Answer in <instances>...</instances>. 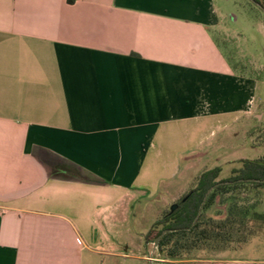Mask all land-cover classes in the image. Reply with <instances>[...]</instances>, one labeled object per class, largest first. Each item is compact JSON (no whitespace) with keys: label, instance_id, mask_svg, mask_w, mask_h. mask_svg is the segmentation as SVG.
Returning <instances> with one entry per match:
<instances>
[{"label":"crops","instance_id":"1","mask_svg":"<svg viewBox=\"0 0 264 264\" xmlns=\"http://www.w3.org/2000/svg\"><path fill=\"white\" fill-rule=\"evenodd\" d=\"M221 24L214 0H0V264L115 255L121 202L175 196L183 161L241 136L259 80ZM208 254L264 264V234Z\"/></svg>","mask_w":264,"mask_h":264},{"label":"rangeland","instance_id":"2","mask_svg":"<svg viewBox=\"0 0 264 264\" xmlns=\"http://www.w3.org/2000/svg\"><path fill=\"white\" fill-rule=\"evenodd\" d=\"M214 1L222 21L219 29L214 31L215 37L237 71L259 80L255 92L258 106L251 114L249 125H245L241 136H218L213 142L214 152L210 155L190 166L183 161V173L177 180L180 190L175 196L165 197L161 194L150 198L145 195L140 202H134L132 207L131 204L127 206V203L121 202L118 219L114 221L113 228L105 226V231H111L114 238L113 244L107 248H112L116 254L98 255L94 264H219L208 261L212 257L208 254L211 250L207 249L206 252L194 249L182 253L178 260L196 257L200 261L180 263L174 261L177 259L167 258L166 252L158 248L159 242L146 240V234L155 222L196 185L202 171L221 166L219 179H225L233 174L234 168L242 166L243 159L264 158V9L252 0ZM220 140H223V144ZM235 201L241 206L251 208L249 216L254 212L263 213L264 189L244 188L218 197L217 203L206 214L216 218L225 216L229 206ZM262 225L260 233L264 232V223ZM232 245L239 246L237 243ZM249 248L253 249L252 246ZM252 249L249 253L254 254Z\"/></svg>","mask_w":264,"mask_h":264},{"label":"trees","instance_id":"3","mask_svg":"<svg viewBox=\"0 0 264 264\" xmlns=\"http://www.w3.org/2000/svg\"><path fill=\"white\" fill-rule=\"evenodd\" d=\"M264 9V0H252ZM222 167L215 166L203 171L192 187L177 203L157 220L146 234V240L156 242L169 259H179L184 252L197 250H224L233 243L242 246L263 229L264 212H254L235 201L225 216L216 218L206 211L216 204L217 198L244 188L264 189V158L243 159L242 166L233 174L219 179ZM253 217L255 219H252ZM159 226H161L159 228ZM234 246V247H239Z\"/></svg>","mask_w":264,"mask_h":264},{"label":"water","instance_id":"4","mask_svg":"<svg viewBox=\"0 0 264 264\" xmlns=\"http://www.w3.org/2000/svg\"><path fill=\"white\" fill-rule=\"evenodd\" d=\"M176 207H177V204H173V205H172V210H174ZM166 232H167V230H164V231L162 232V234H161L160 236L157 237V239H156V243L159 242L161 236H162L164 233H166Z\"/></svg>","mask_w":264,"mask_h":264}]
</instances>
